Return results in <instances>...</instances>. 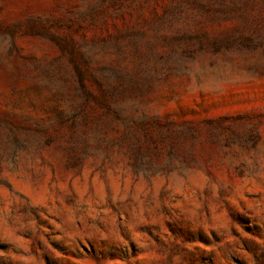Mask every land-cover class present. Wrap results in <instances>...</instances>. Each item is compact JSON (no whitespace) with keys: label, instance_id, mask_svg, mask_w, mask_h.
<instances>
[{"label":"rangeland","instance_id":"1","mask_svg":"<svg viewBox=\"0 0 264 264\" xmlns=\"http://www.w3.org/2000/svg\"><path fill=\"white\" fill-rule=\"evenodd\" d=\"M177 1L0 0V264H264V3Z\"/></svg>","mask_w":264,"mask_h":264},{"label":"trees","instance_id":"2","mask_svg":"<svg viewBox=\"0 0 264 264\" xmlns=\"http://www.w3.org/2000/svg\"><path fill=\"white\" fill-rule=\"evenodd\" d=\"M264 3V0H178L170 6L164 15L151 24L153 33L163 40L175 42L176 44L187 46L193 41H198L202 46V36L199 33H180L173 36L162 34L163 25L170 24L181 15L202 21H237L239 24L234 32L246 41L248 46L261 45V41H256L253 37L256 29L250 23L251 15ZM130 33H127L129 38Z\"/></svg>","mask_w":264,"mask_h":264}]
</instances>
